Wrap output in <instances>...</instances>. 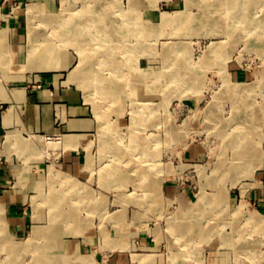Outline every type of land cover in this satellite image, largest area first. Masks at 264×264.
<instances>
[{
    "label": "rangeland",
    "instance_id": "rangeland-1",
    "mask_svg": "<svg viewBox=\"0 0 264 264\" xmlns=\"http://www.w3.org/2000/svg\"><path fill=\"white\" fill-rule=\"evenodd\" d=\"M88 1L0 0V29L19 15L25 20L24 31L31 25V37L38 32L42 39L51 32L52 40L67 25H86V3H108L118 20L89 24L109 31L96 43L107 54L95 61L101 57L104 77L126 90L117 98L94 91L89 83L77 85L97 123L91 148L84 153L90 164L85 177L57 161L60 135L31 134L20 144L4 143L10 157L18 155L41 171L42 195H53L59 210L74 214L51 231L56 208L35 188L27 199L31 224L17 234L0 198V264H252L255 250L264 255V0H249L244 9V18L253 24L226 21L227 16L222 22L214 20L223 13L217 5L223 0ZM233 12L230 7V19ZM64 40L55 38L61 43L56 57L63 67L52 72L74 83L73 68L89 54ZM254 81L258 84L248 94L234 97L238 83ZM235 98L237 106L253 103V111L261 116V124L250 128L243 141L239 118L248 112L237 110ZM24 144L30 146L23 149ZM63 174L71 176L73 186ZM201 195L205 201L193 206ZM188 218L197 220L204 233L195 231L192 223L187 232L178 230ZM35 226L43 230L28 244Z\"/></svg>",
    "mask_w": 264,
    "mask_h": 264
},
{
    "label": "crops",
    "instance_id": "crops-1",
    "mask_svg": "<svg viewBox=\"0 0 264 264\" xmlns=\"http://www.w3.org/2000/svg\"><path fill=\"white\" fill-rule=\"evenodd\" d=\"M24 27L25 20L14 15L10 24L0 29V198L7 222L17 234L24 233L31 224V204L27 199L35 188L46 199L54 196L42 195L45 182L39 181L41 171L31 169V163L27 164L18 155L11 158L4 143L20 144L24 135L39 138L60 135L62 151L57 161L76 176L85 177L90 164L84 153L91 148L97 128L93 108L77 88L88 81L80 75L88 72L87 68H73V80L77 81L74 83H69V78H58L52 72L58 68L31 70V25L26 31ZM81 79L85 82L81 83ZM24 146L21 147L24 149ZM50 171L54 176L59 174L53 169ZM63 177L71 179L70 175L63 174Z\"/></svg>",
    "mask_w": 264,
    "mask_h": 264
},
{
    "label": "bare ground",
    "instance_id": "bare-ground-1",
    "mask_svg": "<svg viewBox=\"0 0 264 264\" xmlns=\"http://www.w3.org/2000/svg\"><path fill=\"white\" fill-rule=\"evenodd\" d=\"M90 1V0H89ZM88 1V2H89ZM103 1V0H102ZM107 1H110V0H107ZM106 1V2H107ZM35 2V1H34ZM111 3H112V1H111ZM248 3H249V0H223V2L221 1V2H219V4H217L218 5V7H222L223 8V13L221 14V15H215L214 17V20H216V21H221L222 22V20H223V18L222 17H224V16H227V19H226V21L227 20H234V21H237V20H243L244 22H246L247 24L248 23H250L251 21H250V19H245L244 18V16L247 14L246 12H245V10L244 9H248ZM87 4V6H88V9H86V11H89L90 12V14L88 15V18H87V23H86V25L85 26H81V27H68V25H67V27L64 29H59V31L56 33V35H53L54 36V38H53V40H52V34L53 33H43L44 34V36H43V38L41 39V37H37V34H38V32L36 33H34V37H31V42H32V45L33 46H31V70H34V69H38V70H41V69H57V68H60L62 65V60H60V59H58L57 57H56V55H58L59 53V49H60V47H61V43H57V42H55V38H57V37H59V38H61V39H65L64 40V42L65 43H70L71 41H73V42H75V44L76 45H78L81 49H83V51L82 52H85V54H89V58L87 59H84V61H86L85 63L87 64V66H85L84 64H83V62L81 63V65H79L78 66V68H80V66H83V67H86L87 68V70H88V72L87 71H85V73H84V75H82V74H80L82 77H86V78H88V80H90V82H88V81H86L85 83L87 84V83H89V85L91 86V87H93V90L95 91V90H97L96 92H99L100 94H106V95H117V98L118 97H120V96H122V95H125V89H120L121 87V83H118V81H116L115 80V82H111V81H109V78L107 77H104L105 75H103L102 74V72H101V65L102 64H104V63H101V57L100 58H97V60L98 61H95V59H96V57H97V55H106L107 54V52H105V50H102V51H100L99 50V48H98V46L97 45H99V43H100V36H101V34H102V32H104V34L105 33H107L108 34V32L109 31H107V29H100V28H98V29H96V30H94V26H91V25H89V24H91V22H96L97 24H103L104 22L106 23V20L108 21L109 19L111 20V17H113L112 19L113 20H118L116 17V14L114 13H111L110 11H109V9H108V7L110 6L108 3H86ZM34 5V4H33ZM216 5V6H217ZM122 6V5H121ZM101 7V8H100ZM123 7V6H122ZM230 7H231V10L232 9H234V12L232 13V18L230 19L228 16H229V9H230ZM34 8V7H33ZM41 8V7H40ZM39 8V9H40ZM87 8V7H86ZM100 8V9H99ZM38 9V10H39ZM83 10V9H82ZM83 11H85V10H83ZM121 11V10H120ZM124 11V10H123ZM218 11V10H217ZM34 12V11H33ZM38 12V11H37ZM116 12V11H115ZM126 12V11H125ZM81 13V12H80ZM117 13V12H116ZM79 14V13H78ZM120 14V13H119ZM130 14V13H129ZM34 15V14H33ZM32 15V16H33ZM75 15V14H74ZM83 15V14H82ZM121 16L124 18V13L123 14H121ZM75 17V16H74ZM211 17H213V16H211ZM211 17H209V18H211ZM170 18V17H169ZM32 19V18H31ZM83 19V18H82ZM122 19V18H121ZM120 19V20H121ZM127 19V18H126ZM198 19V18H197ZM86 20V19H85ZM89 20H91L90 21V23H89ZM123 20V19H122ZM213 20V19H212ZM207 21V20H206ZM210 21V20H209ZM215 21V22H216ZM223 21H225V20H223ZM242 21V22H243ZM32 22V21H31ZM52 22H54L53 20H52ZM254 22V21H253ZM116 23V22H115ZM121 23V22H120ZM209 23V22H208ZM252 23V22H251ZM256 23V22H255ZM81 24V23H80ZM186 24V23H185ZM194 24V23H193ZM253 24V23H252ZM59 25V24H58ZM62 25V24H61ZM122 25V24H121ZM124 25H126V24H124ZM124 25L123 26H120V28L121 27H123L124 28ZM250 25V24H249ZM77 26V25H76ZM98 26H100V27H102L101 25H96V27H98ZM187 26V25H186ZM61 27V26H60ZM119 27V26H118ZM117 27V28H118ZM78 28H80V29H78ZM103 28V27H102ZM117 28H113V30H115V31H117ZM122 28V29H123ZM131 28V27H130ZM56 29V28H55ZM125 29H126V27H125ZM58 30V29H57ZM120 30V29H119ZM118 30V31H119ZM114 31V32H115ZM124 31H126V30H124ZM130 31V30H129ZM197 30L195 29V32H196ZM32 32V31H31ZM84 32H86V33H84ZM110 32H112V31H110ZM122 32V31H121ZM79 33L81 34V37L82 36H84V34H85V39H82L81 37H80V39H79ZM123 33H125V32H123ZM77 34V35H76ZM117 34V33H116ZM125 34H128V32H126ZM143 34V33H142ZM79 35V36H78ZM123 35V34H122ZM119 36V35H118ZM263 36V35H262ZM79 39V40H78ZM125 39V38H124ZM38 40V41H37ZM110 40H111V38H110ZM119 41V40H118ZM96 43H97V45H96ZM131 43V42H130ZM129 43V44H130ZM218 44H216V48H219V50L218 51H220V49H221V44H219L220 42H217ZM104 45H105V43H104ZM89 46V47H88ZM97 46V47H96ZM139 46V45H138ZM220 46V47H219ZM86 48V49H85ZM87 48H89V50H87ZM137 48V47H136ZM113 49H115V48H113ZM119 49V48H118ZM81 51V50H80ZM120 51V50H119ZM58 53V54H57ZM114 53H116V51L114 52ZM225 54V53H224ZM120 55H122V54H120ZM124 55V54H123ZM123 57V56H122ZM105 58H107L106 56H105ZM113 59V58H112ZM117 59V58H116ZM106 60H108V59H106ZM105 61V60H104ZM120 61V60H119ZM125 61H126V59H125ZM141 62V61H140ZM33 63V64H32ZM112 63H114V62H112ZM119 65H120V63H118ZM105 65H106V63H105ZM118 65V66H119ZM150 65V64H149ZM114 66H115V64H114ZM116 66H117V64H116ZM143 66V65H142ZM145 66V65H144ZM143 66V67H144ZM82 67V68H83ZM97 67V68H96ZM124 67V66H123ZM128 67H131V66H128ZM223 67V66H222ZM112 68H113V65H112ZM100 69V70H99ZM106 69V68H105ZM114 69H116V67L114 68ZM128 69V68H127ZM131 69V68H130ZM149 70V69H148ZM145 71V70H144ZM151 71V70H150ZM128 72H129V69H128ZM141 72V71H140ZM83 73V72H82ZM126 73V72H125ZM124 72H123V74H125ZM139 72H137V74H138ZM146 73V72H145ZM155 73V72H154ZM106 74H108V75H110L109 74V72L108 73H106ZM112 74H113V72H112ZM134 75V74H133ZM140 75V77L142 76L141 74H139ZM152 75V74H151ZM73 76V75H72ZM113 76V75H112ZM125 76V75H124ZM155 76V75H154ZM81 77V78H82ZM119 77V76H118ZM118 77H117V80H118ZM126 77V76H125ZM124 77V78H125ZM128 77H129V75H128ZM153 77V76H152ZM127 78V77H126ZM115 79V78H114ZM128 80V79H127ZM146 80H148V78H146ZM151 80V79H150ZM149 80V81H150ZM124 81H125V79H124ZM143 81V80H142ZM123 82V81H122ZM136 82V81H135ZM151 83V82H150ZM253 83V82H252ZM252 83H250L251 85H249L248 83H242V82H240V83H238V85H237V87L234 89V94H235V96L234 97H238L239 95H243V94H248V93H246L248 90H250V88L252 87H254V86H256L257 84H258V81H254V83L252 84ZM128 84V83H127ZM135 84V83H134ZM137 84H138V81H137ZM145 84V83H144ZM146 84H148V83H146ZM145 84V85H146ZM124 85V84H123ZM139 85H141V84H139ZM142 86H144V85H142ZM127 87V86H126ZM129 87H130V85H129ZM136 87H137V85H136ZM155 87V86H154ZM85 88H87V87H85ZM143 88V87H142ZM144 89V88H143ZM86 91H88V90H86ZM95 92V93H96ZM137 92V91H136ZM131 93H132V90H131ZM130 93V94H131ZM139 93V92H138ZM142 93V92H141ZM144 93V92H143ZM249 93H250V91H249ZM129 94V95H130ZM233 94V95H234ZM129 95H128V97H129ZM136 95H138V94H136ZM90 96V95H89ZM92 96V95H91ZM222 96V95H221ZM220 96V97H221ZM123 97V96H122ZM224 97V96H223ZM233 97V98H234ZM116 98V97H115ZM119 100V99H118ZM117 100V101H118ZM121 100H123V99H121ZM98 101V100H97ZM104 101V100H103ZM237 102V99L235 98L234 99V106L237 108V110H241V111H244V112H248V113H246V114H243V115H241V117L239 118L241 121H240V123H239V127H240V129H239V135L241 136V139H242V141H243V139H244V136H245V134L247 135V133L249 132L248 130L250 129V128H252V127H255V126H257V125H260L261 123L260 122H257V119H258V121H259V119L261 118V116H260V118H259V116L258 115H260L258 112H256V111H253V109H252V106H253V103L252 104H248L249 102H246L245 101V103H247V105L244 103L242 106H237V104H236V102ZM115 102V101H114ZM120 102V101H119ZM122 102V101H121ZM122 104H123V102H122ZM115 105V104H114ZM112 107H114V106H112ZM117 107L115 106V108H113L114 110L116 109ZM153 108V107H152ZM106 110H109V109H105V111ZM263 110V109H262ZM252 111V112H251ZM264 111V110H263ZM115 112V111H114ZM104 114V113H103ZM106 114V113H105ZM262 115H264V112H263V114ZM256 118V119H255ZM239 121V120H238ZM110 124H112V125H114L113 123H110ZM107 125H108V123H107ZM237 126V127H238ZM107 127V126H106ZM108 129V128H107ZM113 132H114V130H112ZM102 136V135H101ZM107 137H109V136H107ZM139 138V137H138ZM106 139V138H105ZM140 139V138H139ZM139 139H137V140H139ZM137 140H134V141H137ZM142 140V139H141ZM141 140H140V143H141ZM245 140V139H244ZM241 141V140H240ZM239 141V142H240ZM143 143V142H142ZM116 144V143H115ZM115 144H114V146H115ZM136 144H137V142H135V146H136ZM145 144V143H144ZM25 145V144H24ZM117 145V144H116ZM138 145V144H137ZM241 145V144H240ZM117 146H119V144L117 145ZM145 146H146V144H145ZM26 145L24 146V149H26ZM105 147V146H104ZM107 147V146H106ZM116 147V146H115ZM115 147H114V149H115ZM143 147V146H142ZM101 148H103L102 147V145H101ZM113 148V147H112ZM104 149H106V148H104ZM141 149V148H140ZM146 149V148H145ZM139 150V149H138ZM108 151V150H107ZM254 151V150H253ZM256 152V151H255ZM142 155V154H141ZM239 155V154H238ZM251 155V154H250ZM240 156H241V154H240ZM255 156V155H254ZM142 158V157H141ZM218 162V161H217ZM233 162V161H232ZM236 163V162H235ZM234 164V163H233ZM227 165V164H226ZM236 165V164H235ZM238 165V164H237ZM228 166V165H227ZM118 168V167H117ZM224 167H222V169H223ZM118 170V169H117ZM227 171V170H226ZM226 174H228V173H226ZM66 179H68V177L66 178ZM70 179V178H69ZM68 179V180H69ZM69 185H71V186H73V181L71 182L70 180H69ZM74 187H75V185H74ZM203 195H204V193H203ZM66 197V196H65ZM64 197V198H65ZM56 198V197H55ZM63 198V197H62ZM71 198H73V197H70V199ZM80 198H82V197H80ZM204 198V197H203ZM202 198V195L200 196V197H198L195 201H194V205L193 206H197L198 205V203L200 202V199L202 200L203 199ZM207 198V197H206ZM74 199V198H73ZM72 199V200H73ZM84 199V198H83ZM50 200V203L52 204L51 206L53 207V208H56L55 210H54V212H53V220H55V223H53L52 222V224H51V226H48L49 227V229L52 231L54 228H55V230L57 229V231H58V228H60V227H58V226H61L62 225V221H64V220H66L67 218H68V216H70V215H73L74 214V212H62L61 210H59L58 209V205H59V201L58 200H54V199H49ZM47 201V200H46ZM203 201V200H202ZM205 201V200H204ZM203 201V202H204ZM73 202V201H72ZM202 202V203H203ZM210 204V203H209ZM101 205V204H100ZM193 206H192V208H193ZM191 209V208H190ZM189 209V210H190ZM77 210V209H76ZM80 210V209H79ZM50 213H52V212H50ZM184 214V213H183ZM182 214V215H183ZM187 215V214H186ZM258 215V214H257ZM62 216H65V218H63L62 219ZM77 216V215H76ZM253 217V219H255V223H256V221H257V223L258 224H260V219H259V217L257 218V216H256V218H255V215L253 214L252 215ZM260 216V215H259ZM78 217V216H77ZM178 219H180L179 217H178ZM177 219V220H178ZM252 219V220H253ZM71 220V219H70ZM73 220V219H72ZM182 220V219H181ZM181 220H179V221H181ZM264 220V219H263ZM80 221V220H79ZM184 221H186L185 219L183 220V222ZM196 222H197V220H193L192 222H191V219H187V222H184V223H186V225L185 226H183V225H181L180 227H179V229L178 230H181V229H184V232H187L188 230H189V226L188 225H190L191 223L192 224H194L192 227H193V229L195 230V231H200L201 233L203 232L204 233V231H205V228L203 227V226H196ZM263 223H264V221H262ZM177 223H179L178 221H177ZM180 224V223H179ZM262 225H264V224H262ZM1 227V226H0ZM212 227V226H211ZM216 228V227H215ZM214 228V229H215ZM208 229V228H207ZM213 229V230H214ZM43 229H41L39 226H35L34 227V229H33V232H32V234H31V237L29 238L30 240H29V243L28 244H32L33 243V241H34V239L37 237V235H40L41 234V231H42ZM182 232V231H181ZM183 232V233H184ZM2 233H4V232H2ZM1 233V234H2ZM211 233V232H210ZM209 233V234H210ZM233 242V244H235V242H236V240H234V241H232ZM18 243V242H17ZM34 244V243H33ZM241 247V249L243 248L242 246H240ZM11 251H12V249H11ZM250 251H251V249H250ZM253 251V250H252ZM242 252V251H241ZM45 254V253H44ZM253 254H255L256 256L255 257H252L251 258V263L252 264H254V259L255 260H258V262H257V264H264V255L263 254H261V252L260 251H258V250H255L254 251V253ZM43 256V255H42ZM46 256V255H45ZM46 259V258H45ZM49 259V258H48ZM48 259H46V260H48ZM45 260V261H46ZM63 260V259H62ZM81 260V259H80ZM41 261H43L44 262V259H39L38 260V262L40 263ZM50 261V260H49ZM77 261V260H76ZM57 262V261H56ZM52 263V262H51ZM55 263V262H54ZM81 263V262H80ZM43 264V263H42ZM242 264H246L244 261H243V263Z\"/></svg>",
    "mask_w": 264,
    "mask_h": 264
}]
</instances>
